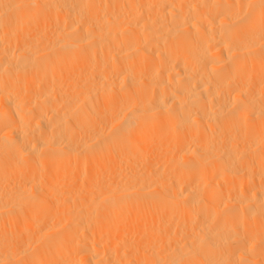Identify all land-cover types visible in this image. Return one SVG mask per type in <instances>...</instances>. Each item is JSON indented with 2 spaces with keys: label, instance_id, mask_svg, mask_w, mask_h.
Instances as JSON below:
<instances>
[{
  "label": "bare ground",
  "instance_id": "1",
  "mask_svg": "<svg viewBox=\"0 0 264 264\" xmlns=\"http://www.w3.org/2000/svg\"><path fill=\"white\" fill-rule=\"evenodd\" d=\"M0 264H264V0H0Z\"/></svg>",
  "mask_w": 264,
  "mask_h": 264
}]
</instances>
